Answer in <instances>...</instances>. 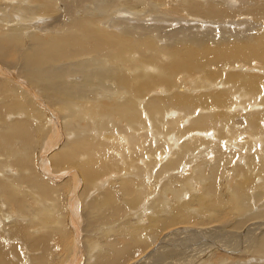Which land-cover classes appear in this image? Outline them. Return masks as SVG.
Listing matches in <instances>:
<instances>
[{"label": "bare ground", "instance_id": "bare-ground-1", "mask_svg": "<svg viewBox=\"0 0 264 264\" xmlns=\"http://www.w3.org/2000/svg\"><path fill=\"white\" fill-rule=\"evenodd\" d=\"M35 1L29 15L56 12L52 21L67 32L50 40L30 34L35 52L26 50L17 70L10 60L25 28L8 25L0 39V264H128L140 251L144 259L131 264H264L257 232L264 210L245 215L264 201V34L255 42L244 37L249 28H238L203 43L187 35L169 51L156 44L159 26L141 12L143 0H101L104 17L124 7L137 10L130 13L136 20L146 18L134 21L135 29L127 13L114 15L131 27L120 34L82 16L90 7L85 0ZM240 1L264 15V0ZM235 2L187 0L182 12L190 20H221L237 15ZM106 49L113 70L91 68L85 58L76 68L82 79L70 80L74 68L47 67ZM219 57L228 64L201 78ZM249 64L259 69L220 79L223 65ZM129 65L139 72L129 75ZM106 73L111 87L92 90L90 79L106 81ZM63 172L72 174L59 181ZM127 210L135 217H124ZM112 214L119 218L111 221Z\"/></svg>", "mask_w": 264, "mask_h": 264}, {"label": "rangeland", "instance_id": "rangeland-1", "mask_svg": "<svg viewBox=\"0 0 264 264\" xmlns=\"http://www.w3.org/2000/svg\"><path fill=\"white\" fill-rule=\"evenodd\" d=\"M32 1H34V2H32ZM55 2H57L58 3V0L56 1V0H54ZM86 1V3H85V6H90L89 7V9L87 10L86 9V12L84 13V15H82V16H86V17H89V16H91L92 18H94V17H98V18H100L102 21H101V23H100V27L102 26V28L104 27L105 29H107V30H109L110 29V31L111 32H114L115 34H120L121 33V31L123 32V28L124 29H127V28H137V24H136V22H134V21H137V22H139V21H141V23H145L144 21H146V18H144V19H140V17L136 20V18H135V16H136V13H137V10L135 11V10H132V9H124V7L123 8H118L117 10H116V12L115 13H113L114 15H119V16H122L123 17V14L125 13H127V16H130V17H125L124 18V20H127V21H129L128 23L131 25V27H128L129 25H126V26H124V24H122V20H123V18H119L120 19V21H115V17H113L114 15H112L111 17L110 16H108V17H110V19H112V17H113V21L111 22L110 21V19H108V17L107 16H103V14H102V10H100L101 9V5H104V4H102V2H101V0L99 1V0H90V3L87 1V0H85ZM144 1H145V5L143 4L144 3ZM150 1V0H149ZM149 1H146V0H143V2H142V4H141V9H140V5H139V7L137 8V9H140V10H146V11H141V12H147V13H150L149 14V16H151L152 15V17L153 18H150V19H148L149 17H147V20H151V23H153L152 25H154V26H152V25H150V23L148 24V22H146V24H148V27H150V26H152V27H155V28H157V26H159V28L158 29H156L155 30V38H156V42H158V43H156V44H158V46L159 47H169L170 49H169V51L171 50V49H173L174 48V46L175 45H177V44H179V43H181V41L183 40V39H186V36L188 35V36H190V35H194L197 39H198V41L199 42H201V43H203V42H209V39L210 38H213V37H215L216 35H218L219 37H227V34L228 33H230V32H232L233 33V31L234 32H236L235 30H238V28H239V30H241V28L242 29H248L249 28V30H248V32L244 35V37L246 38V39H248V40H251V38H253L254 40L253 41H255L256 42V40H259L261 37H263V34H264V15H262V14H258V15H255V14H252V9H250L254 4L253 3H249V4H247V7L248 8H245L241 3V1L240 0H236V2L234 3V5H232V8L233 9H230L231 10V12L232 11H234L235 13L237 12V15H235V16H230V15H228V16H226L225 18H223V19H221V20H213V21H209V19H204V18H201V20H199L200 18H196L195 20H190L191 18H188V16L185 14V12H182V10H183V8L185 7L184 5H186V2H187V0H157V2H156V0L155 1H153L155 4H156V8H158V9H156V8H153V7H155V5L153 4V2H149ZM152 1V0H151ZM166 2L165 4H163L164 6H162V8L161 9H159L160 7L159 6H157V4L158 3H163V2ZM29 2V3H28ZM88 2V3H87ZM147 2H149V3H147ZM33 3H37V1H35V0H0V26H1V28H0V31L2 30V32H0L1 34H0V39L4 36V34H6L9 30H8V25H9V27L10 28H12V26L13 25H15V24H17L18 23V21H19V23H18V25H20L21 27L23 26L24 28H25V30H23V33H24V35H23V37H22V39H21V41L17 44L18 45V47H15V55H13V57H14V59L12 58L10 61H11V65H12V63L14 64V65H16V66H14L15 68H14V70H17V69H19L21 66H22V64H23V62H20L21 61V57L24 55V52L26 51V50H29L30 49V47L28 46L29 45V36H30V34H35V33H37V34H40V35H43V36H46V39H51L52 37H54V36H58V35H60V34H62L63 32H65V28L63 27L62 29H59L55 24H54V22L52 21V19H53V17L55 16L54 14L56 13V12H54V14L53 15H47V17H46V15L44 16V15H41V17H39V15L38 14H35L34 16H32V15H29L31 12H30V10L28 9L29 7V5H30V7H34L35 5H38V4H33ZM107 3V2H106ZM153 5H152V4ZM19 4V5H18ZM27 6H26V5ZM29 4V5H28ZM149 4V5H148ZM146 5H148V6H150V9L148 8V6H146ZM152 5V6H151ZM22 6H25V7H22ZM99 8H97V7ZM5 7V8H4ZM26 7H28V8H26ZM59 8V5L57 4L56 5V8ZM143 7H145L144 9H143ZM86 8H88V7H86ZM96 8V9H95ZM173 8H176V9H173ZM121 9V10H120ZM154 10V13L153 12H150L151 10ZM238 9V10H237ZM246 9V10H245ZM16 10H17V12H16ZM127 12H126V11ZM139 10V11H140ZM150 10V11H149ZM152 10V11H153ZM157 10V11H156ZM247 10L249 11L248 13H246L247 12ZM29 11V12H28ZM89 13H88V12ZM122 11V12H121ZM131 11H135L136 13H133V14H130L131 13ZM138 11V12H139ZM149 11V12H148ZM82 12V11H81ZM158 12V13H157ZM230 12V11H229ZM241 14H240V13ZM28 13V14H27ZM83 13V12H82ZM155 13L156 14H158V16L159 17H157V16H155ZM159 13L160 14H162V17H161V19L162 18H164V20L166 19V18H168L167 20L170 22L171 20H169V18L170 17H172V16H174L172 19V21H174V23L172 24V25H170L169 23H168V21L167 22H164V21H162V20H159L160 19V16L161 15H159ZM4 14V15H3ZM19 14H21V15H19ZM78 14L80 15L81 13L80 12H78ZM86 14V15H85ZM165 14H171V16L169 15V17H167V15H165ZM173 14V15H172ZM239 14V15H238ZM38 15V16H37ZM88 15V16H87ZM133 15V16H132ZM166 17H165V16ZM25 16L27 17V18H29V19H31V20H29V19H27V18H25ZM35 16L38 18H35ZM51 16V17H50ZM81 16V15H80ZM101 16V17H100ZM22 17V18H21ZM43 17H45V20H44V18ZM104 17V18H103ZM107 17V18H106ZM41 18V19H40ZM98 18H96V19H98ZM127 18V19H126ZM129 18H131V19H129ZM176 18H180L178 21H177V19ZM185 19V18H187L188 20H186V21H182L183 19ZM21 19V20H20ZM32 19H34V22H37L38 21V23L37 24H32L33 23V21H32ZM108 19V21H106ZM171 19V18H170ZM202 19H204V20H202ZM47 20H49V21H47ZM124 20H123V23H127V21L126 22H124ZM225 20H227V21H225ZM130 21L134 24V26H133V24H131L130 23ZM153 21V22H152ZM197 21V25H194V26H192L191 25V27L190 26H186L187 25V23L188 24H192V22H196ZM202 21H205V22H202ZM218 21H221V22H219L218 23ZM21 22V23H20ZM99 22H100V20H99ZM116 22H120L119 24L118 23H116ZM158 22V24L156 25V23ZM183 24V23H186V24H184V25H182L181 23ZM201 22V23H200ZM211 22H212V24H211ZM257 22V23H256ZM44 23V24H43ZM114 23H116L114 26H113V24ZM127 23V24H128ZM140 23V22H139ZM161 23H162V25H161ZM199 23V24H198ZM203 23V24H202ZM208 23H210L209 25L211 26H208ZM239 23V24H238ZM103 24V25H102ZM118 24V25H117ZM122 24V25H121ZM145 24V25H146ZM161 26H160V25ZM193 24H195V23H193ZM202 24V25H201ZM206 24V25H205ZM135 25H136V27H135ZM139 25V24H138ZM150 25V26H149ZM164 25V26H163ZM199 25H201V26H199ZM233 25V26H232ZM96 26V25H95ZM218 26V27H217ZM2 27H3V29H2ZM22 27V28H23ZM30 27V28H29ZM107 27V28H106ZM125 27H127V28H125ZM160 27H161V29H160ZM163 27H167V29H164ZM209 27V28H208ZM6 28V29H5ZM138 29V28H137ZM63 30V31H62ZM4 31H6L5 33H4ZM116 31V32H115ZM45 32V33H44ZM61 32V33H60ZM67 32V31H66ZM66 32L65 33H63L62 35H64V34H66ZM109 32V31H108ZM239 32V31H238ZM2 33H4L3 35H2ZM29 41V42H28ZM39 44V43H38ZM16 45V46H17ZM49 45V44H48ZM50 46V45H49ZM36 49H38V46H37V48ZM14 50H13V52H14ZM16 50H18V51H16ZM21 50V51H20ZM31 50V49H30ZM32 52H35V51H33V49L31 50ZM37 51V50H36ZM22 52V53H21ZM51 52V51H50ZM108 52H109V49H106L105 51H103V52H100V53H94V54H92V52H89V54L88 55H86V56H84L83 58L81 57H76L75 59V61H73L74 59H70V60H66V59H63V60H61V61H56V60H54V62L56 61V63H54V62H51V63H49V65L47 66V67H52V65H53V67H54V69L57 71V69H66V70H69V67L70 68H74V69H72V70H70V72H71V74L70 75H67V76H70V77H68V79H75V80H77V79H82V76H81V73L80 72H78V69H76V68H78L79 67V64H81V63H83L84 61H85V58H89L90 59V64H92V66H91V68H96V69H101V68H103V67H105L106 69H108V70H113L114 68H116V65H115V62H114V60H113V54H108ZM147 52V51H146ZM152 52V50L151 51H148V53L150 54ZM21 53V54H20ZM52 54H53V52H51ZM102 54H104V55H102ZM133 55V56H132ZM21 56V57H20ZM131 59H133V58H135V54H132V52H131V54L130 55H128ZM131 59H127V64H130L131 65V63H132V60ZM218 60L217 61H213V62H207L206 64H205V69L202 71V73L200 74L201 75V78H203V76L202 75H208V76H210L211 74L212 75H214L215 73H216V71H214V67H219L220 66V64H228L227 62H225V61H229V60H227V59H221L220 57L219 58H217ZM51 60V59H50ZM83 60V61H82ZM87 60V59H86ZM13 61H15V62H13ZM51 61H53V60H51ZM73 61V62H72ZM161 61H164V59H162V60H160L159 62H161ZM172 61V58L171 57H169V60L168 61H166V62H163V63H169V62H171ZM240 61H243V62H245L243 59H240ZM50 62V61H49ZM70 62L72 63L71 65H73L74 67H72L71 65H70ZM133 62H134V60H133ZM74 63V64H73ZM79 63V64H78ZM229 63H232V64H234V63H237V62H235V61H230ZM56 64V65H55ZM122 65V63H120V62H118V65ZM161 64V63H160ZM203 64V62H200V64H199V66H201ZM68 65V66H67ZM70 65V66H69ZM123 65H125V64H123ZM127 66L128 67V69H126L125 71L127 72V73H129V75H132V74H137V72L135 73L134 71H132V70H135L134 68H132V66ZM251 64H249V65H247V66H250ZM226 66V67H225ZM223 65L222 67H220V72H221V80H222V78L224 77V75H226V74H228V73H236V72H243V71H254L255 69H256V71L259 69V67L257 68V66L256 65H251V67H247V66H235L234 67V69H233V67H231V66H227V65ZM253 66V67H252ZM256 66V67H255ZM43 67H46V66H43ZM244 69H243V68ZM247 67V68H246ZM130 68V69H129ZM185 69V68H184ZM129 72H128V71ZM139 69H136L135 71H138ZM25 71H27V69H24V72ZM207 71H209L210 73H208V74H206V72ZM224 71V72H223ZM77 72V73H76ZM139 72V71H138ZM78 74V76H76ZM72 76V77H71ZM184 77H186V76H184ZM200 77V76H199ZM15 79L17 80V78L15 77ZM105 79H106V81H100L99 82V78L98 77H92L91 79H90V85H91V87H92V90L94 89V88H96V85H98V88H102V89H105V88H107V85H109V88L111 87L110 86V80H111V78H110V74L109 73H106V77H105ZM183 79V77L180 79V80H182ZM202 80V79H201ZM190 80L188 79V82H189ZM202 82V81H201ZM20 83V82H19ZM139 83V81L136 83V84H138ZM21 84V83H20ZM22 85V84H21ZM23 88H25L24 86H23ZM38 92H40V91H38ZM88 93H92V91H89ZM83 100H85V98L83 99ZM223 109H219L218 111H222ZM93 119V118H92ZM94 121V124H95V122H96V120L94 119L93 120ZM64 139H69L67 136H64ZM69 140H71V139H69ZM14 154H16V151H15V153ZM47 173L48 174H52L50 171H47ZM72 173H68V172H63L62 173V175L60 176V179L62 178V180H60L59 179V181H63V180H66L70 175H71ZM66 178V179H65ZM104 183L106 184V180L104 181ZM159 186H161V184H159ZM90 193H92V191H90ZM98 193V191H95L94 192V194L93 195H95V194H97ZM160 193H158V194H156V195H154V197H152L153 199H157L158 198V195H159ZM151 198V199H152ZM150 199V200H151ZM264 202V201H263ZM263 202L262 203H259V202H257V204H259L258 205V210H257V207H256V209H252V208H250V211L249 212H247L245 215H249V213L250 212H253V211H263L264 209H262V207L264 206V204H263ZM150 204V203H149ZM197 212H198V210H197ZM237 212V210H235L234 211V213H236ZM15 212H12V214H14ZM82 213L83 214H85V212H84V209H82ZM111 213H113V210H112V212ZM11 214V215H12ZM126 214V215H125ZM14 215H16V214H14ZM134 215V213L131 211V210H127V212L125 213L124 212V217H129V218H131L130 216H133ZM243 216H245L244 214H242ZM110 219H111V221H115V219L117 220L118 218H119V215L117 216V215H114V214H112V215H110V216H108ZM134 217H135V215H134ZM71 218H72V216H71ZM199 218H202L201 216H199ZM84 219L82 218L81 219V223H82V221H83ZM117 224H119V223H117ZM116 224V225H117ZM191 229V227H186V230L184 231V233H182V234H184L185 236L186 235H188V233H186V232H188V230H190ZM100 230H98V232H99ZM258 232V235H259V237L261 238V237H263L264 236V230H258L257 231ZM82 234H85V233H82ZM75 238H76V234H75ZM181 238H183V237H181V236H178V237H176L175 239L177 240V242H179V241H181ZM81 239H82V242L85 240L82 236H81ZM73 242H74V239H73ZM256 245H257V243H256ZM188 250V249H187ZM65 253H63V255H64ZM139 254H141V255H139V256H136L135 257V259H133V260H131L128 264H131L133 261H135V260H139V261H142L144 258V251H140L139 252ZM250 254H251V252H250ZM72 259V258H71ZM165 260V259H164ZM254 260V259H253ZM139 261H137L138 263H140ZM166 261V260H165ZM164 261V262H165ZM169 261H171V259H169L168 261H166L167 263H169ZM165 262V263H166ZM138 263H136V264H138ZM154 262L152 261L151 262V264H153ZM157 263V262H156ZM165 263H162V264H165ZM166 263V264H167ZM226 263L227 264H232V261L231 260H227L226 261ZM23 264H25V262L23 263ZM158 264H161L160 263V261L158 262ZM171 264V263H170Z\"/></svg>", "mask_w": 264, "mask_h": 264}]
</instances>
